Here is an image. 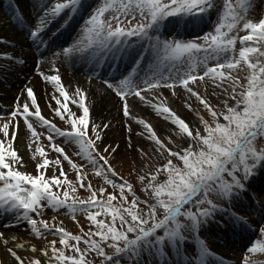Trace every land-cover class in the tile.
I'll use <instances>...</instances> for the list:
<instances>
[{"label": "snow or ice", "instance_id": "6c2138e0", "mask_svg": "<svg viewBox=\"0 0 264 264\" xmlns=\"http://www.w3.org/2000/svg\"><path fill=\"white\" fill-rule=\"evenodd\" d=\"M254 8L255 0H42L41 13L32 17L35 23L29 25L9 0L8 11L15 9L12 22L22 30L29 46L40 53L37 70L45 53L51 54L49 63L56 74L40 75L58 93L51 97L56 105L51 111L67 126L62 129L42 115L31 87L26 88V101L30 103L17 104L0 124V215L11 216L16 225L25 224L36 238H46L47 234L57 237L61 246L57 248V239H53L48 241V248L39 249L16 242L20 237L0 233V243L12 264H93L86 259L90 252L101 258L100 264H121V260L128 264H224L210 251L204 235L210 228L230 230L241 238L249 232L257 233L246 247L242 264H264V260L250 258L251 254H264V211H259L254 227L235 210L252 181L264 176V12L258 21L248 19L247 13ZM78 17L82 23L73 42L53 51L52 38ZM58 21H62L60 26L48 36L52 24ZM206 26L210 30L205 31ZM241 31L247 34L238 35ZM4 43L0 38V45ZM0 59L10 62L0 71H14V65L26 64L23 57L8 52H0ZM58 60L84 64L94 76L110 66V79L103 83L121 101L118 111H122L123 126L129 133L127 151H133L130 134L132 124H136L143 129L138 135L146 133L145 138L151 141L152 155L163 157L164 163L150 166L148 152L137 147L139 159H134L133 165L140 167L131 173L136 184L127 180L117 183L110 178L117 176L110 158H115L120 144H105L101 152L109 125L90 121L86 93L77 87L70 94L55 67ZM121 62L130 65L127 74H117ZM240 71L247 75L241 78ZM197 82L213 86L212 95L217 96L219 105L214 106L207 98V89L205 96L194 90ZM226 83L228 87H224ZM177 88L188 94V100L195 98L210 117L199 116L202 131L197 127L193 132L166 105V98L153 102L163 95V89L179 98ZM145 93H151L152 99ZM130 97L170 121L191 141L188 146L169 148L145 119L133 114ZM69 103L79 109L80 115L70 109ZM186 107L193 110L191 104L186 103ZM21 119L30 134L28 149L35 174L20 170L27 168L28 162L14 147ZM33 119L46 130V136L37 132ZM42 136L57 158H48L40 145ZM57 138L85 163L73 162L65 148L56 143ZM64 161L74 173L75 182L68 179ZM86 166L113 192L103 186L94 190L84 172ZM49 170L51 175L47 174ZM137 185L145 196L143 200L137 196ZM77 186L89 193L86 199L75 195ZM62 187L63 198L59 194ZM45 208L57 213L66 210L73 219L77 214L84 215L95 231L90 228L83 236L74 235L63 226L34 218L33 214L39 217ZM81 242L84 249L79 247ZM18 250L30 251L33 257L25 258ZM0 264H5L2 257Z\"/></svg>", "mask_w": 264, "mask_h": 264}, {"label": "rangeland", "instance_id": "374dc122", "mask_svg": "<svg viewBox=\"0 0 264 264\" xmlns=\"http://www.w3.org/2000/svg\"><path fill=\"white\" fill-rule=\"evenodd\" d=\"M36 1H39V9H38L37 14H40L41 13L42 0H36ZM13 2H14V0H13ZM93 3H94V0H93ZM4 6H6V10H4ZM8 8H9V0H0V13H2V15L5 18L8 16L9 17L12 16L14 14V11H15V9H14L13 12H9ZM18 9L24 15V17L27 19V22L29 25H32L35 23L34 19H32V17H34V14L32 15L29 13L28 15H26V12L23 9H21V8H18ZM262 12H264V0H255L254 11H249L247 13V18L251 19L253 21H258L261 18ZM83 15H84V18H86L88 13L85 12ZM213 18H215V17H213ZM61 22L62 21H58V22L52 24L51 28L48 30V36L52 35V33L56 31V29L60 26ZM81 23H82V18H80V17H78L76 20H74L71 24V27L68 28V34H70L74 29H75V31L77 29H79ZM10 25L13 28H16L15 23L12 22V23H10ZM204 30L207 31V30H210V28L208 26H206ZM245 34H247L245 31H241L238 33V35H245ZM73 40H74V38L70 42H72ZM9 46H10V48L14 47V45H9ZM239 47H240V45H239V42L237 41V44H236L237 52H238ZM25 50H29L28 46H26ZM48 54H50V53H45V56H47ZM36 58L37 59L40 58V53H38ZM24 59L26 60V63H28V59H26V58H24ZM57 65L59 66V64H55V67H57ZM51 67H53V65H51ZM31 68H32V66L30 65L29 69H31ZM129 68H130V65H129V67L126 66L124 68H120L118 72L127 74V71L129 70ZM225 71H227V70H225ZM235 74L236 73H234V75ZM238 75L242 78V77L246 76L247 73L240 71V72H238ZM241 83L243 84V83H245V81L243 79H241ZM224 87H228V84L226 83L224 85ZM206 89H207V98L211 101V103L214 106L219 105L220 101L217 99V96L212 95L213 86L211 84L204 85V84H200L199 82H197V85L194 86V90H196L201 96L206 95ZM163 90H165V91L163 92ZM163 90H162L163 95L157 97V99L153 100V102H158L159 100H164L166 98V105L179 118L183 119L189 125L190 129L193 132L196 131L197 127H200L201 131H202V126H200V124H199V116L203 115V117L207 120H210V117L208 116L207 112L205 110H203L202 106L199 105V102L195 98L188 100V94L185 93L183 91V89H180V88L176 89V94H177V97H179V98L174 97L172 95L171 90H168V89H163ZM216 91H217V94H219L221 89L218 88V89H216ZM229 91H230V89H229ZM52 92H53V90H52ZM145 95L148 97V99H150V100L152 99L151 93H145ZM220 99L222 100V99H224V97L221 96ZM118 102H121V101L119 100ZM49 103L51 104L50 105L51 109L56 106L54 101L49 100ZM49 103H47V105H49ZM186 103L191 104V108L193 110L190 111L189 108L186 107ZM69 107L77 115H80L79 109L75 105L69 103ZM48 118L50 120H52L54 123H56L58 126H60L62 129L67 127L66 125H64L59 120V118L54 117L53 112L48 115ZM145 119L149 122V124L152 127L155 125H158V124L162 125L164 127L162 132H159L158 130H154V131L157 134V136L165 144L168 145L169 148H172L173 150H177L178 146H179V148H186L188 146V144L191 142L186 137L179 134V130L174 125H172L170 123V121H167L162 116L157 115L153 110H152V114L147 113V115L145 116ZM123 120H124V117L122 120H120V118H118L114 121H112L111 119H108V120H105L104 122L101 123V125L108 124L109 127L105 130L104 140H103V143L100 144V150L102 152L104 145L108 144L110 142L111 143H119L120 144L119 152L115 155L114 159L110 158L111 166L114 168L115 172L117 173V176L116 177L110 176V178L114 179L117 183L122 182V180H127L130 183L136 184V177L134 175H132L131 173L139 170V167H140L139 164H136L135 166L133 165V160L139 159V153L135 151V149L137 147H142L148 152L147 163L152 167H155V166H158L159 164L164 163V160H163V157L157 158L158 154H157V156L152 155V151L150 148L151 141L145 138L147 135L146 133L144 136L138 135V133H140V132H135V133L130 134L131 144L133 146V151L131 153H129L127 151V143H128L129 133H128L127 129L123 126ZM116 122H119V124L117 126V129H114V123H116ZM20 123L22 124V133L24 136V137H22L23 143L25 144V149L28 152V156H29L28 159L31 160L32 153L28 149V143H29L28 136L30 134L27 132V129L24 126L22 119L20 120ZM33 123H34V126L36 127L37 132L39 129L40 132L44 134V136L47 135L46 130L39 127V125L35 124L34 119H33ZM129 123H131V122H129ZM132 126H133V124H132ZM41 129H43V130L41 131ZM44 136L41 137L40 145L42 147H44L45 151L48 153V158L50 160L57 158V154L51 150V148L48 145V141L44 138ZM169 140H171L172 143H169ZM60 145L65 148V152L70 156V158L73 160V162H75L77 165H81V164L85 163L84 161L80 160L78 157L73 155L72 148L64 145L63 143ZM15 146H16V144L14 143V147ZM34 147H35V145H33V149H34ZM165 155H167V154L165 153ZM27 162H29V161H27ZM34 167L35 166L27 167V168H21L20 170L35 174ZM62 167H63L64 171L68 174V179L70 181L75 182V175L72 172L71 168L69 167V165L67 164L66 161H64L62 163ZM84 172L87 173L88 180L92 184L94 190L103 186L107 189V192H109V193L113 192V189L111 188V186L106 185L102 178L97 177L94 174V171L92 170V168L90 166H86L84 168ZM47 174L51 175V170H49V172ZM60 179H63V177H60ZM260 183H261V186H259ZM53 190L56 191L55 188ZM63 191H64L63 187L59 189V194L61 196H63ZM136 192H137V196L139 199H141V200L145 199V196L142 194V192L139 188V185L136 186ZM75 195H77L80 199H86L89 196V193L87 191H85L83 188H79L77 186V192L75 193ZM253 197H255V199H253ZM98 198H100L99 193H98ZM130 199H131V197H129V200ZM113 204L114 205L117 204V201H114ZM140 207H143V205H141ZM92 210L95 211L96 209H92ZM235 210L237 212H239L241 215H245L247 217V219L249 220V222L252 223L254 227H256L257 222H258L259 211H264V176H257L252 181V183L248 189V194L242 199L241 203H238L237 205H235ZM33 215H34V218H37V219L42 218V220L48 222L50 225H52L54 223L58 226H63L64 228H66L69 232H71L74 235L83 236V233L88 232L90 230V228H91V230L95 231V228L92 227L90 222L86 220L85 216L81 215V214H79V216L77 215L75 217V219H73L71 216L67 217V216L62 215V214H55V215L50 214V210L48 208H45L43 210V213L41 216L36 217L35 214H33ZM53 218H55V219H53ZM104 218L105 217H98V219H104ZM10 226L11 225H4V223L0 224V233H3V235L5 237H12V236L22 237L26 240V242L31 243V245H36L39 249L48 248V241H51L53 239H57L56 247L57 248L61 247L58 243V238L54 237L51 234H47L46 238H36L33 235H31V233L27 230L25 224H20V225L14 226L13 228H12V226L11 227ZM230 232H232V231H230ZM221 234H223V233H221V229L210 228L204 235H205V238H206L207 243L209 245V248L215 254H219L218 247H219V245H221L220 242L221 241L224 242V240L218 241L216 238H218V239L224 238L225 239V237H226V240H227L226 242H228V241L231 242V245H233L235 247V249L233 250L234 255L232 256V260H235L236 258H239V260L244 259L245 254H246V247L249 246L250 242L253 241L257 236V233L249 232V233H247V235L245 234L246 236L244 235V237L241 238L240 241L238 240L237 242H235L233 239L228 237L227 234H223V235H221ZM86 238L87 237H84V239H86ZM95 239L98 240L99 238L96 237ZM72 243H75V242L70 241V244H72ZM222 246H224V245H222ZM226 246L230 247V245H226ZM79 247L81 249L85 248V245L83 244V242L80 243ZM105 250L107 253H109L111 251V249H108V248H106ZM18 251H19V254L21 256H24L25 258H32L33 257V254L30 251H26V250H18ZM67 254H72V253L67 252ZM49 255H51L50 249H49ZM0 257H2L4 259L5 264H12V261L7 256V254L5 253L4 248H0ZM37 258L45 259L43 256H38ZM250 258L252 260H264V254H251ZM86 259L93 261V264H96L97 262L100 261V257H97L94 252L88 253V255L86 256Z\"/></svg>", "mask_w": 264, "mask_h": 264}, {"label": "bare ground", "instance_id": "6f19581e", "mask_svg": "<svg viewBox=\"0 0 264 264\" xmlns=\"http://www.w3.org/2000/svg\"><path fill=\"white\" fill-rule=\"evenodd\" d=\"M15 2L26 12V15H28L29 13H36L37 11V8L35 6L36 1L33 2L30 0H15ZM7 20L8 19L5 18L2 13H0V38L5 41L4 44L0 45V52H8L19 55L23 58L28 59V63L24 64L23 66H20L18 64L14 65V71H0V114H7V116H0V124H3L5 122L10 112L15 110L17 104L22 105L24 102L30 103V101H26L27 87H31L34 90V94L37 97L42 115L49 119L48 115L52 113L49 100L54 101L51 99V97L55 94L58 95V93H55V90L51 84L45 82L42 79L40 73L42 72L45 75L56 73L52 71V67L49 63V58L41 59L39 70H37V67H34L33 64L36 63V60H34V54L32 52H30L29 50H25L26 46H28L25 38L20 34L21 32L19 33L18 31H16ZM78 32L79 29L78 31H76V34ZM67 39V37H64V39L60 41L57 34V36L52 38L51 44H66V46H68L71 43H69ZM9 45H14V47L10 48ZM9 63L10 62L7 60L0 59V67L8 68ZM30 65L32 66L31 69H29ZM126 65H128V63L121 62L117 69L123 68ZM109 68L111 67L106 65L101 70V73L98 76H94L88 70V67L81 63L73 62L69 64L64 63L60 60V65L58 66L59 74L62 78V83L70 92V94L74 92L77 87L81 88L86 93V105L90 108V121H94L99 125H101L102 122L108 119H111L112 121L118 118H120V120L123 119L122 111H118V108L121 107V102H118L119 98L103 83V80L106 79V73H104L103 71L104 69ZM52 90L55 94L52 92ZM164 91L165 90H163V92ZM47 103H49V105H47ZM128 103L132 109L133 114L138 116L139 118L145 119L147 113L152 114V109L140 102L138 98L130 97L128 99ZM146 122L148 121L146 120ZM118 124L119 122L114 123V129H117ZM153 129L162 132L164 127L158 124L153 126ZM12 130V127H10L9 131L11 132ZM42 130L43 129H41V131ZM142 131L143 129L141 126L133 124L131 133H141ZM38 132L41 133L39 129ZM0 136H2V134H0ZM22 137H24L22 133V124L19 122L18 137L15 141V147L18 149V154L21 155L25 161H29L28 167H33L35 166L34 162L28 159V152L25 149V144L23 143ZM56 143L62 144V139L58 138L56 140ZM259 186H261V183L259 184ZM2 223L11 225L12 228L16 225L13 218L9 215H0V224ZM221 233L227 234L228 237H233V240L235 241L237 240L234 239L235 234L230 232V230L227 232L221 230ZM238 238L241 239L240 236ZM216 239L218 241L224 240V242H220L221 245H219L218 247V256L224 260V264H242L243 260L241 261L239 260V258L230 260L234 255L233 250L235 249V247L232 246L230 242H226V238ZM16 242L25 243L26 246L31 245V243L26 242V240L22 237H20V239H18ZM226 245H230V247ZM9 246H12L11 242L9 243ZM0 248H4L2 243H0Z\"/></svg>", "mask_w": 264, "mask_h": 264}]
</instances>
